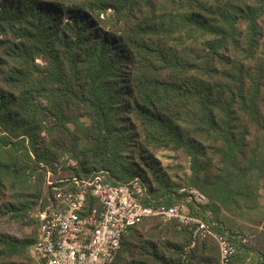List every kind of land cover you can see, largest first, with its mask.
<instances>
[{"label":"trees","instance_id":"obj_1","mask_svg":"<svg viewBox=\"0 0 264 264\" xmlns=\"http://www.w3.org/2000/svg\"><path fill=\"white\" fill-rule=\"evenodd\" d=\"M263 38L264 0H0V264L32 263L37 233L23 226L58 167L138 177L146 205L195 186L208 200L192 212L235 243L230 264H264ZM161 149L186 157L179 182ZM218 259L213 236L150 216L111 264Z\"/></svg>","mask_w":264,"mask_h":264},{"label":"built area","instance_id":"obj_2","mask_svg":"<svg viewBox=\"0 0 264 264\" xmlns=\"http://www.w3.org/2000/svg\"><path fill=\"white\" fill-rule=\"evenodd\" d=\"M67 181L73 187H53L38 213L37 239L29 247L31 264H111L122 236L150 216L188 224L194 237L213 236L219 248L216 264H230L235 243L192 212L208 200L195 186L179 187L180 197L173 204L146 205L139 199L145 188L138 177L114 184L100 170Z\"/></svg>","mask_w":264,"mask_h":264},{"label":"rangeland","instance_id":"obj_3","mask_svg":"<svg viewBox=\"0 0 264 264\" xmlns=\"http://www.w3.org/2000/svg\"><path fill=\"white\" fill-rule=\"evenodd\" d=\"M103 25L105 26V24H103ZM236 57L243 60L244 63H247V61H250L254 58V57L245 56L243 49L240 50L236 54ZM255 57L258 59L264 60V38L261 41L260 47L257 50ZM156 155L159 158L162 166H164V167L169 166L170 167L169 169H167L168 175L170 176V180L179 182V179L184 177L183 172H185V173L188 172V169L186 167V165H187L186 157L184 156V154L182 152H175V151L168 150V149H161L160 151H158L156 153ZM61 161H63L65 163V166L75 164V161H73L68 155L62 156ZM93 172H95V171H93ZM67 173H68L67 171L62 170L60 167H58L56 173L52 172L51 170H47L45 173L44 189L47 191L49 189V186H50V189H53V187H55V186H61V184H63L62 181H64L67 178H72V177L83 178L84 177V176H71L70 174H67ZM92 173H90V175ZM90 175H88V176H90ZM46 191H45V193H46ZM260 192H261L260 200H261V202H263V205H264V185H262ZM10 193L11 192L9 190L6 191V194H10ZM49 197H50V193H47L46 198L41 201V203L38 206V209L32 214V217L34 218L35 222L31 223L29 225L23 226L24 231H26L27 233H34V232L37 233L38 213L43 208L45 203L48 202ZM9 230L11 232H13L14 234H19L18 233L19 227L15 224L11 225Z\"/></svg>","mask_w":264,"mask_h":264},{"label":"crops","instance_id":"obj_4","mask_svg":"<svg viewBox=\"0 0 264 264\" xmlns=\"http://www.w3.org/2000/svg\"><path fill=\"white\" fill-rule=\"evenodd\" d=\"M260 202H261V200H260ZM262 204H263V202H261ZM260 228V227H259Z\"/></svg>","mask_w":264,"mask_h":264}]
</instances>
